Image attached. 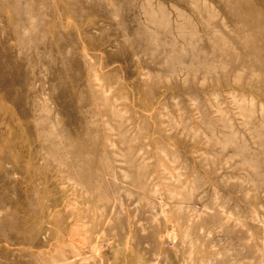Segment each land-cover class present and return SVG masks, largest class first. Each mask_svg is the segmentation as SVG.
Returning a JSON list of instances; mask_svg holds the SVG:
<instances>
[{
	"label": "rangeland",
	"instance_id": "rangeland-1",
	"mask_svg": "<svg viewBox=\"0 0 264 264\" xmlns=\"http://www.w3.org/2000/svg\"><path fill=\"white\" fill-rule=\"evenodd\" d=\"M0 264H264V0H0Z\"/></svg>",
	"mask_w": 264,
	"mask_h": 264
}]
</instances>
